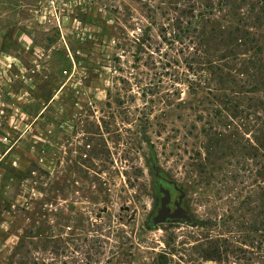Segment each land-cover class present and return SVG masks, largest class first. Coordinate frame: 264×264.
Instances as JSON below:
<instances>
[{"label": "rangeland", "instance_id": "obj_1", "mask_svg": "<svg viewBox=\"0 0 264 264\" xmlns=\"http://www.w3.org/2000/svg\"><path fill=\"white\" fill-rule=\"evenodd\" d=\"M31 1L48 29L47 43L40 28L34 27V39L48 47L38 52L43 69L31 82V92L19 93L20 82L13 89L2 86L8 92L0 96V264H85L89 260L75 251V244L82 236L78 220L86 215L92 216L85 223L87 237L101 240L85 244L93 255L91 264H216L204 261L197 248L205 250L208 241L217 238L220 229L211 226L217 222L222 228L230 213L227 195H217L209 184V169L199 165L205 157L204 132L214 123L207 115L205 121L197 117L211 97L183 84L168 87L171 81L153 69L159 66L156 54L150 59L142 55L139 65L132 56L135 39L149 24L148 10H156L161 21L160 13L173 9L172 1L65 0L67 8L58 22L42 14L45 0ZM256 1L238 7L242 10L237 8L233 15L215 11L210 26L222 32L237 27V20ZM151 34V47L165 52L157 29ZM251 34L264 51V23ZM45 53L48 57H42ZM175 54L161 55V61H175ZM159 79L161 87L142 92ZM174 89L180 90V100L172 95ZM148 101H154L153 113ZM152 150L158 173L149 161ZM226 156L228 150H217L212 159L223 171L230 168L223 164L230 160ZM190 163L196 165L194 174ZM26 171H31L28 177ZM174 185L184 194L182 208L191 221L153 227L160 189L168 190L175 201L180 198ZM43 199L54 205L45 220L52 228V241H60V246L51 243L46 250L39 239L37 246L26 244L16 254L19 237L33 222L30 214L39 211L36 204ZM46 224H40L42 232ZM232 231L224 233V239L234 253L221 264H264V254L256 250L257 235L245 238Z\"/></svg>", "mask_w": 264, "mask_h": 264}, {"label": "trees", "instance_id": "obj_2", "mask_svg": "<svg viewBox=\"0 0 264 264\" xmlns=\"http://www.w3.org/2000/svg\"><path fill=\"white\" fill-rule=\"evenodd\" d=\"M171 1L173 9L168 7L162 11L161 21H157L156 10H148L146 19L149 24L141 28L140 35L135 39L137 50L132 56L134 63L139 65L142 55L150 59L156 54L159 66L154 64L153 69L160 70L159 76L162 79L171 81L167 84L168 87L176 88L175 84H183L191 91L204 90L211 97L207 102V109L197 117L199 121H205L207 115L208 121L214 123L204 132L205 144L202 149L205 150V157L199 165L209 169V184L217 190V195L221 198L227 195L230 213L221 224L222 228L217 222L211 226L220 229L217 238L208 241L205 250L202 246L197 248L202 250L201 258L204 261L221 264L234 253L233 245L224 239V233L237 230L245 238H248L249 233L257 235L256 250L264 254V51L257 45L256 35L251 34L252 30H257L264 23L261 18L264 15V0H257L248 8L246 16L237 20V27L223 32L221 27L210 26L214 12L227 10L228 14L233 15L238 7L246 6L250 0H192L190 5L186 0ZM247 23L252 27H248ZM154 29H157L159 45L165 47L163 53L162 48L155 50L150 45ZM169 52H175L177 59L161 61V55L167 58ZM180 65L184 66L183 72L178 71ZM162 84L163 81L159 79L156 84L149 83L142 92L153 93L151 88L155 85L161 87ZM174 90L172 95L180 100V90ZM166 96L168 99L165 102L169 108L172 101L169 99L170 94L167 93ZM148 103L151 105L149 113H153L154 101ZM222 149L228 150L226 157L230 160L223 163L230 167L228 171H223V168L212 162L216 151ZM201 155V152L196 153V157L201 158ZM149 161L153 166L152 171L158 173L153 150ZM195 166L188 164L190 174H194ZM30 174L31 171H26L24 177ZM37 204L39 211L35 209L30 214L33 222L23 230V236L19 237L14 248L16 254L26 244L31 248L37 246L35 242L39 239L45 243L46 250L51 243L54 247L60 246V241H52L53 231L45 220L49 219L53 211V203H46L43 199ZM91 217L86 215L85 220L82 217L77 223L82 236H78L76 240L75 251L87 256L89 261L85 264H91L93 257L91 249H85V244L101 243L99 237H87L90 231L85 223ZM43 222L47 224L42 232L40 224ZM61 233L60 229L59 236Z\"/></svg>", "mask_w": 264, "mask_h": 264}, {"label": "crops", "instance_id": "obj_3", "mask_svg": "<svg viewBox=\"0 0 264 264\" xmlns=\"http://www.w3.org/2000/svg\"><path fill=\"white\" fill-rule=\"evenodd\" d=\"M31 3V0H19L14 4L8 0H0V23L5 24L0 27V96L3 92H8L2 86L13 89V85L18 82L22 85L19 93L31 92V82L42 72L43 67L37 61L40 58L38 52L47 49L48 45L44 47L35 41L33 29L36 27L44 31L46 43L48 29L46 25L42 26ZM6 22L10 25H6ZM49 45L52 46L50 43ZM42 57L48 56L45 53ZM36 68L41 69L35 71ZM1 103L0 100V106Z\"/></svg>", "mask_w": 264, "mask_h": 264}, {"label": "water", "instance_id": "obj_4", "mask_svg": "<svg viewBox=\"0 0 264 264\" xmlns=\"http://www.w3.org/2000/svg\"><path fill=\"white\" fill-rule=\"evenodd\" d=\"M174 189L180 194V198L174 202L175 209L172 212H170L169 208L171 200L170 192L163 188L160 189L162 198L160 199L159 210L151 220V225L153 227L164 225L167 222L171 221H191L189 215H187L185 210L182 208V199L184 197V194L180 190H178L176 186H174Z\"/></svg>", "mask_w": 264, "mask_h": 264}, {"label": "built area", "instance_id": "obj_5", "mask_svg": "<svg viewBox=\"0 0 264 264\" xmlns=\"http://www.w3.org/2000/svg\"><path fill=\"white\" fill-rule=\"evenodd\" d=\"M67 4L65 0H45L42 7V14L53 18L56 22L58 19H63V13L66 11Z\"/></svg>", "mask_w": 264, "mask_h": 264}, {"label": "flooded vegetation", "instance_id": "obj_6", "mask_svg": "<svg viewBox=\"0 0 264 264\" xmlns=\"http://www.w3.org/2000/svg\"><path fill=\"white\" fill-rule=\"evenodd\" d=\"M174 202H175L174 199H171V200H170V205H169L170 212H172V211L175 209V208H174Z\"/></svg>", "mask_w": 264, "mask_h": 264}]
</instances>
